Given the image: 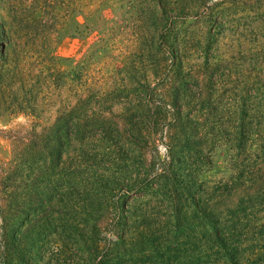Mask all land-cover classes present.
Returning a JSON list of instances; mask_svg holds the SVG:
<instances>
[{"label":"rangeland","instance_id":"obj_1","mask_svg":"<svg viewBox=\"0 0 264 264\" xmlns=\"http://www.w3.org/2000/svg\"><path fill=\"white\" fill-rule=\"evenodd\" d=\"M232 213L264 224V0H0V264H197Z\"/></svg>","mask_w":264,"mask_h":264},{"label":"trees","instance_id":"obj_2","mask_svg":"<svg viewBox=\"0 0 264 264\" xmlns=\"http://www.w3.org/2000/svg\"><path fill=\"white\" fill-rule=\"evenodd\" d=\"M250 170V176L257 175L256 171ZM244 209V210H243ZM204 213V209H198ZM246 210L244 205L242 213ZM210 246L206 252L211 256L210 260H204L197 264H264V238L259 239L264 233V224L254 227H243L241 232H236L234 226L239 222V216L230 214L229 218L221 219L217 214H211ZM131 226L126 223L122 230V236L130 230ZM122 237V238H123ZM202 246V245H201ZM204 247V246H202ZM168 264H170L168 262Z\"/></svg>","mask_w":264,"mask_h":264}]
</instances>
